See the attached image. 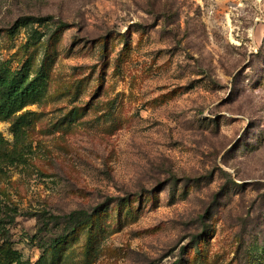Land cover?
I'll return each instance as SVG.
<instances>
[{
    "label": "rangeland",
    "instance_id": "1",
    "mask_svg": "<svg viewBox=\"0 0 264 264\" xmlns=\"http://www.w3.org/2000/svg\"><path fill=\"white\" fill-rule=\"evenodd\" d=\"M0 64L50 68L0 119V264H264V0H0Z\"/></svg>",
    "mask_w": 264,
    "mask_h": 264
},
{
    "label": "trees",
    "instance_id": "2",
    "mask_svg": "<svg viewBox=\"0 0 264 264\" xmlns=\"http://www.w3.org/2000/svg\"><path fill=\"white\" fill-rule=\"evenodd\" d=\"M28 21H32L29 19ZM45 22L46 20H36ZM21 23V22H20ZM29 22H23L19 25L28 26ZM40 37L34 32L31 40L38 42ZM50 76V68L42 65L35 77H31L29 68L21 71L13 72L6 64H0V119L11 120L15 115L28 105L38 103L48 92V82ZM31 113H25L17 117L13 122V132L16 137L23 134L24 128L30 124L28 119ZM3 143V137L0 134V145ZM100 214L99 210L90 213L85 210L75 211L66 216H50L49 220L56 223L69 224L70 233H75L78 228L95 224V218ZM5 253L11 258L12 262H20L18 253L13 251L11 247H5ZM18 256V257H17Z\"/></svg>",
    "mask_w": 264,
    "mask_h": 264
}]
</instances>
